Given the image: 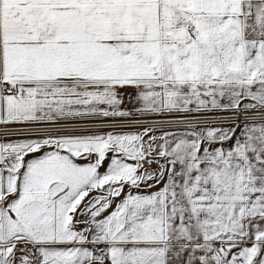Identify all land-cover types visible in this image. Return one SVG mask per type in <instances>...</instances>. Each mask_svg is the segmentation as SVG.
<instances>
[{"label":"snow or ice","instance_id":"obj_1","mask_svg":"<svg viewBox=\"0 0 264 264\" xmlns=\"http://www.w3.org/2000/svg\"><path fill=\"white\" fill-rule=\"evenodd\" d=\"M0 264H264V0H0Z\"/></svg>","mask_w":264,"mask_h":264}]
</instances>
